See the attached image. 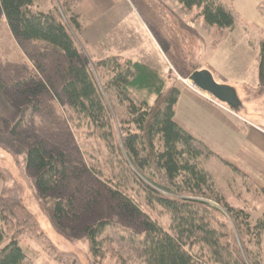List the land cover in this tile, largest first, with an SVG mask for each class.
<instances>
[{
  "label": "rangeland",
  "instance_id": "374dc122",
  "mask_svg": "<svg viewBox=\"0 0 264 264\" xmlns=\"http://www.w3.org/2000/svg\"><path fill=\"white\" fill-rule=\"evenodd\" d=\"M64 1L68 0L38 3L41 9L56 7L93 68L110 57L150 66L167 87L182 90L176 105L178 124L214 151L253 174L264 175V143H250L249 148L234 146L240 139L232 125L248 128L253 123L264 131V87L258 75L264 0H231L238 18L230 31L206 24L200 9H186L178 0H71L81 17L80 28L75 30L61 6ZM44 50L42 44L20 45L0 11V195L14 197L34 217L36 226L27 227L19 238L26 254L24 264H119L121 260L140 264L128 228L125 233L118 232L129 224L113 208L102 142L78 123L65 98L57 95L59 78L54 68L65 61ZM195 70H209L217 83L234 87L241 106L234 110L214 102L227 110L222 111L188 92L185 86L213 98L189 80ZM95 75L103 84L102 75ZM38 84L43 86L36 90ZM132 98L137 103L147 100L153 104L156 100L140 91H133ZM38 141L63 151L71 166L79 165L58 191H39L34 170L26 166L27 150ZM237 188H226L228 202L256 220L264 213V192L254 186ZM69 196L74 211L57 218V200ZM103 219L112 220V224L104 233V255L94 256L86 228ZM159 219L165 224L169 220L165 214Z\"/></svg>",
  "mask_w": 264,
  "mask_h": 264
},
{
  "label": "trees",
  "instance_id": "16d2710c",
  "mask_svg": "<svg viewBox=\"0 0 264 264\" xmlns=\"http://www.w3.org/2000/svg\"><path fill=\"white\" fill-rule=\"evenodd\" d=\"M178 1L186 9H200L210 26L235 28L238 16L231 0ZM61 6L69 25L78 30L81 17L74 1ZM0 11L20 45L42 44L44 52L64 59L65 64L54 68L57 95L65 98L78 123L102 142L113 208L129 224L118 232L128 228L140 264H264V213L253 221L249 212L232 206L226 194V188L234 186L247 190L254 186L264 192V175L214 151L177 123L180 87H167L150 66L119 57L99 60L93 68L56 7L44 10L35 0H0ZM258 60L264 87V39ZM96 72L104 78L103 84ZM133 91L154 95L156 100L137 103ZM25 163L44 193L58 191L79 166H71L63 151L41 141L28 148ZM73 211L71 196L57 200V218ZM161 214L167 215L168 223L159 219ZM111 224L112 220L103 219L86 228L94 256L104 255V233ZM35 226L33 215L14 197L0 195V264H24L19 238L27 227Z\"/></svg>",
  "mask_w": 264,
  "mask_h": 264
},
{
  "label": "water",
  "instance_id": "95a60500",
  "mask_svg": "<svg viewBox=\"0 0 264 264\" xmlns=\"http://www.w3.org/2000/svg\"><path fill=\"white\" fill-rule=\"evenodd\" d=\"M189 80L199 90L227 104L231 109L237 110L241 106L236 89L217 83L209 70H195L190 74Z\"/></svg>",
  "mask_w": 264,
  "mask_h": 264
},
{
  "label": "crops",
  "instance_id": "0c3cea01",
  "mask_svg": "<svg viewBox=\"0 0 264 264\" xmlns=\"http://www.w3.org/2000/svg\"><path fill=\"white\" fill-rule=\"evenodd\" d=\"M38 1H40V0H35L36 4H38V6H41V4L38 3ZM50 8H52V6L48 5L44 10H48ZM185 88L187 89L188 92L195 95L197 97V99H199L201 102L208 104V105H212L216 108L221 109L222 111H224V110L227 111L225 108H223V107L219 106L218 104H215L214 102H212L210 100V98L208 96H206L205 94L193 91L192 89L189 90L188 86H185ZM232 125H233V129H235V131L238 133V135H239L238 138L240 139V143H236L234 146H239L242 148V145H244V146L247 145L246 148H249L250 146H248V145H250V143H255L258 141H262V143H264V131H263L262 127H259L258 125H255L253 123H250L251 127L248 126V128H247V126L241 125V124H232ZM241 136L243 138H241ZM247 139H249V142H245V140H247ZM243 167H245V166H243Z\"/></svg>",
  "mask_w": 264,
  "mask_h": 264
},
{
  "label": "built area",
  "instance_id": "2783aa9c",
  "mask_svg": "<svg viewBox=\"0 0 264 264\" xmlns=\"http://www.w3.org/2000/svg\"><path fill=\"white\" fill-rule=\"evenodd\" d=\"M213 102H215V103H219L218 101H216V100H214V99H212V98H210Z\"/></svg>",
  "mask_w": 264,
  "mask_h": 264
}]
</instances>
